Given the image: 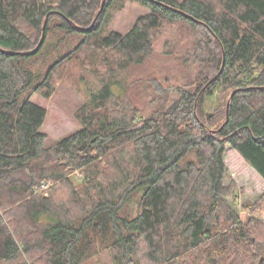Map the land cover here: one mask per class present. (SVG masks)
<instances>
[{"label":"trees","instance_id":"16d2710c","mask_svg":"<svg viewBox=\"0 0 264 264\" xmlns=\"http://www.w3.org/2000/svg\"><path fill=\"white\" fill-rule=\"evenodd\" d=\"M103 2L0 0V264H264V222L235 210L225 163L230 146L264 180V0H121L148 9L124 34L101 31L116 6ZM165 28L178 97L156 76L132 95L119 74L150 63ZM100 52L108 77L81 128L50 138L31 98ZM216 91L227 104L211 117ZM245 209L264 218V194Z\"/></svg>","mask_w":264,"mask_h":264},{"label":"rangeland","instance_id":"374dc122","mask_svg":"<svg viewBox=\"0 0 264 264\" xmlns=\"http://www.w3.org/2000/svg\"><path fill=\"white\" fill-rule=\"evenodd\" d=\"M121 0H116V6L109 11L108 21H106L101 29L102 32L117 31L119 33H127L135 25L136 21L148 12V9L138 3L126 2L122 10L119 9ZM173 32L169 28L163 29L160 36L156 38L157 55L150 63L143 67L133 66L126 72L120 73L119 77L127 86L132 85L135 81L137 86H132L130 92L132 95H138L144 89L150 92L152 89V77H158L165 82L169 79V83H165L168 88L166 91L171 93V97L177 98L175 85L179 82L175 78H181V72L186 74L182 69L180 61L173 56H166L163 53V47L166 40L173 42ZM54 36H50L52 40ZM168 51H173L168 49ZM86 58V56L84 55ZM104 54L100 52L99 56L91 55L88 58V65L82 59L80 62H71L68 65L60 67L55 74L53 81L54 92L50 98H45L40 94H34L31 101L44 107L47 110V118L42 127V131L54 140H60L65 136L79 130L81 125L76 117L79 109L85 105L92 94L97 91L103 80L108 77V63L104 60ZM113 60L112 54H110ZM43 57L41 56L37 63L42 65ZM82 61V64H81ZM42 67V66H41ZM40 67V69H41ZM116 67V65H115ZM39 68V67H38ZM119 69H117L118 71ZM191 76L194 78L196 70L192 71ZM188 75V74H187ZM180 76V77H179ZM140 83V84H139ZM35 83L28 89L29 92ZM120 88V87H119ZM129 88V87H128ZM123 92L122 89L116 90V93ZM220 91H216V96L212 99L207 98L204 111L207 114L218 115L224 111L226 107V96L222 98ZM129 94V93H128ZM223 104V107H222ZM211 116V117H213ZM225 163L229 170L228 183L234 185V197L230 199L235 210L239 214L248 217L246 221L256 223L264 222V218L258 217L252 211L246 210L248 204H256L264 194V180L261 176L230 146L226 147ZM82 175L76 171L74 178H81ZM145 188H140L134 197L135 206L138 207L136 200L145 192ZM137 213V210H135ZM253 214L254 219H250ZM253 224V225H254ZM255 241V239H254ZM263 260V261H262ZM259 262V261H258ZM264 258L261 259V263Z\"/></svg>","mask_w":264,"mask_h":264},{"label":"water","instance_id":"95a60500","mask_svg":"<svg viewBox=\"0 0 264 264\" xmlns=\"http://www.w3.org/2000/svg\"><path fill=\"white\" fill-rule=\"evenodd\" d=\"M105 2H106V0H104V2H103V7L102 8H104V6H105ZM44 42H45V34L43 35V37H42V39H41V42H40V44H39V46L37 47V49L33 52V54H36L39 50H40V48L42 47V45L44 44ZM233 96V95H232ZM228 110H229V105H228V108H227V112H228ZM210 116H212V115H210ZM228 122V113H227V120H226V123ZM225 123V124H226ZM263 261V260H262Z\"/></svg>","mask_w":264,"mask_h":264}]
</instances>
